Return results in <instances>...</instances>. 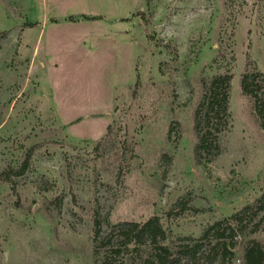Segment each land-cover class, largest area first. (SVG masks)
<instances>
[{
	"label": "rangeland",
	"instance_id": "rangeland-1",
	"mask_svg": "<svg viewBox=\"0 0 264 264\" xmlns=\"http://www.w3.org/2000/svg\"><path fill=\"white\" fill-rule=\"evenodd\" d=\"M94 212L264 250V0H0V264H92Z\"/></svg>",
	"mask_w": 264,
	"mask_h": 264
},
{
	"label": "trees",
	"instance_id": "trees-1",
	"mask_svg": "<svg viewBox=\"0 0 264 264\" xmlns=\"http://www.w3.org/2000/svg\"><path fill=\"white\" fill-rule=\"evenodd\" d=\"M223 92L219 98L224 106L219 107L225 114L228 102L229 76L221 78ZM222 91V88L221 90ZM220 120L213 124L214 131L222 130ZM110 130L107 132L108 136ZM104 139L96 144L103 146ZM206 137H200L199 148L206 149ZM226 219L208 226L197 238H172L161 225L158 217L143 223L119 222L112 224L101 218L97 212L93 216L92 264H214L217 260H231L237 246L241 249L238 264H264L262 246L251 239H242ZM241 239L238 244V239ZM228 259V260H226Z\"/></svg>",
	"mask_w": 264,
	"mask_h": 264
}]
</instances>
